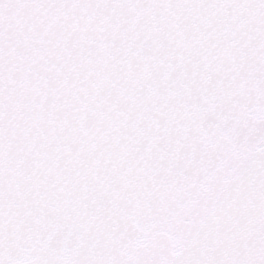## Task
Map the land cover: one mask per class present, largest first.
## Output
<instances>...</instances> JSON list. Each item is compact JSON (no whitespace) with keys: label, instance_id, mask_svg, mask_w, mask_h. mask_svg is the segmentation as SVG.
Returning <instances> with one entry per match:
<instances>
[{"label":"snow or ice","instance_id":"snow-or-ice-1","mask_svg":"<svg viewBox=\"0 0 264 264\" xmlns=\"http://www.w3.org/2000/svg\"><path fill=\"white\" fill-rule=\"evenodd\" d=\"M0 264H264V0H0Z\"/></svg>","mask_w":264,"mask_h":264}]
</instances>
